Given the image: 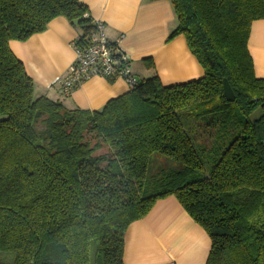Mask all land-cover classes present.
<instances>
[{"label":"trees","instance_id":"1","mask_svg":"<svg viewBox=\"0 0 264 264\" xmlns=\"http://www.w3.org/2000/svg\"><path fill=\"white\" fill-rule=\"evenodd\" d=\"M171 2L178 25L168 41L184 36L204 76L142 79L89 111L37 97L10 48L59 17L85 41L88 7L0 0V264H124L129 227L169 196L210 236L207 264H264V79L248 48L264 0ZM155 153L181 166L157 175L148 195Z\"/></svg>","mask_w":264,"mask_h":264},{"label":"crops","instance_id":"2","mask_svg":"<svg viewBox=\"0 0 264 264\" xmlns=\"http://www.w3.org/2000/svg\"><path fill=\"white\" fill-rule=\"evenodd\" d=\"M94 19L106 26L118 52L130 56L135 78L159 76L165 86L204 76L184 36L168 41L177 28L171 0H79ZM82 30L65 18L54 19L44 33L25 42L11 41L10 48L24 64L35 85V95L62 102L68 109L97 111L110 100L131 90L125 80L92 78L69 96L61 85H52L66 74L76 53L73 43ZM257 78L264 79V20L252 24L248 43ZM154 66L147 67L145 59ZM212 240L206 230L169 196L157 201L152 211L129 227L125 237L124 264H207Z\"/></svg>","mask_w":264,"mask_h":264},{"label":"built area","instance_id":"3","mask_svg":"<svg viewBox=\"0 0 264 264\" xmlns=\"http://www.w3.org/2000/svg\"><path fill=\"white\" fill-rule=\"evenodd\" d=\"M92 30L87 39L81 43H73L76 57L66 74L58 76L52 85H61L64 94L69 96L72 91L86 81L100 77L106 80H125L130 87L136 83V78L129 67L130 56L120 55L118 48L109 40L105 24L92 19ZM175 264V263H171Z\"/></svg>","mask_w":264,"mask_h":264},{"label":"rangeland","instance_id":"4","mask_svg":"<svg viewBox=\"0 0 264 264\" xmlns=\"http://www.w3.org/2000/svg\"><path fill=\"white\" fill-rule=\"evenodd\" d=\"M180 113L182 114L181 117L183 121H188V118L186 115H189L185 110H181ZM257 113L255 114V116ZM192 120L189 121L188 124L191 123ZM103 153H108V150H103ZM180 163L177 162L174 159L165 157L160 154H153L151 158V164L149 166L148 170V182L146 184L145 189L147 190V194L153 193V188L156 180L158 179L157 175L162 173L163 171L168 170H179L180 169Z\"/></svg>","mask_w":264,"mask_h":264},{"label":"water","instance_id":"5","mask_svg":"<svg viewBox=\"0 0 264 264\" xmlns=\"http://www.w3.org/2000/svg\"><path fill=\"white\" fill-rule=\"evenodd\" d=\"M139 78H136V81H139ZM224 91H225V96L229 101H234L235 97H234V93L232 91L231 86L229 85V83L225 80L224 81Z\"/></svg>","mask_w":264,"mask_h":264}]
</instances>
